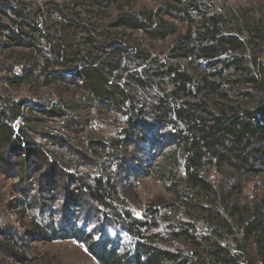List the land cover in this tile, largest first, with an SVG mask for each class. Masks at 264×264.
I'll return each mask as SVG.
<instances>
[{
  "label": "trees",
  "instance_id": "obj_1",
  "mask_svg": "<svg viewBox=\"0 0 264 264\" xmlns=\"http://www.w3.org/2000/svg\"><path fill=\"white\" fill-rule=\"evenodd\" d=\"M0 175V264H264V0H0Z\"/></svg>",
  "mask_w": 264,
  "mask_h": 264
},
{
  "label": "rangeland",
  "instance_id": "obj_2",
  "mask_svg": "<svg viewBox=\"0 0 264 264\" xmlns=\"http://www.w3.org/2000/svg\"><path fill=\"white\" fill-rule=\"evenodd\" d=\"M39 2H45L48 0H35ZM232 3L243 2L244 0H230ZM148 159V158H147ZM148 163H152V160H149ZM146 166V165H145ZM145 166L143 169H145ZM140 183L137 184V189L135 191L129 192L126 194L128 197H132L133 199L138 195L141 199V203L136 207H133V215L135 217H143L144 210H140L139 208H145L148 203L157 199H170L169 194L164 190L161 184L156 183L152 180H148L149 177L141 176ZM124 179L117 178L116 182L123 181ZM13 182L5 179L0 175V198L6 200V204L13 199V194H11V187ZM124 184V181H123ZM8 205V204H7ZM164 212V211H163ZM10 221H12L18 231H22L23 227L21 226L24 223L23 218L20 216H15L11 212L10 208H8L6 212ZM96 224L98 228L97 221L93 222ZM162 234H168L169 229L165 225V223L161 224L159 228ZM113 235H119L121 238L130 241V238L125 235L122 231H118V228L111 230ZM169 237V236H164ZM22 239H25L22 237ZM28 250V253L32 257V264H98L94 258L89 255L86 248L83 244L78 241L72 239L67 241H57L51 244H42V243H29L27 240H22Z\"/></svg>",
  "mask_w": 264,
  "mask_h": 264
}]
</instances>
